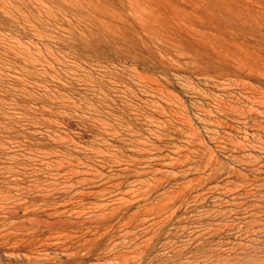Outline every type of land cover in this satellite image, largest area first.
Here are the masks:
<instances>
[{
    "label": "rangeland",
    "instance_id": "rangeland-1",
    "mask_svg": "<svg viewBox=\"0 0 264 264\" xmlns=\"http://www.w3.org/2000/svg\"><path fill=\"white\" fill-rule=\"evenodd\" d=\"M0 238L264 264V0H0Z\"/></svg>",
    "mask_w": 264,
    "mask_h": 264
},
{
    "label": "bare ground",
    "instance_id": "bare-ground-1",
    "mask_svg": "<svg viewBox=\"0 0 264 264\" xmlns=\"http://www.w3.org/2000/svg\"><path fill=\"white\" fill-rule=\"evenodd\" d=\"M245 81V80H244ZM248 81V80H247ZM246 82V81H245ZM248 87V86H247ZM256 90H258V89H256ZM233 95V94H232ZM209 97V96H208ZM230 127V126H229ZM235 141V140H234ZM238 143V142H237ZM223 164V163H222ZM235 171H237V169L235 170ZM239 172V171H238ZM17 206V205H16ZM21 206V205H20ZM18 208V207H17ZM9 209V208H8ZM116 211V210H115ZM117 213V212H116ZM6 216V215H5ZM27 217V216H26ZM30 217V216H29ZM57 221H59V220H57ZM123 223H124V220H123ZM122 223V224H123ZM99 229V228H98ZM117 229V228H116ZM100 230V229H99ZM58 233V232H57ZM102 233V232H101ZM58 235V234H57ZM7 236V235H6ZM4 237V236H3ZM8 238V237H7ZM1 239V238H0ZM3 239V238H2ZM31 240H32V238H31ZM95 241V240H94ZM95 243V242H94ZM111 243H113V242H111ZM12 247V246H11ZM29 250V249H28ZM97 250V249H96ZM125 250V249H124ZM128 251V250H127ZM1 252V251H0ZM10 252V251H9ZM93 253V252H92ZM6 255H8V252H7V254ZM45 257V256H44ZM46 258V257H45Z\"/></svg>",
    "mask_w": 264,
    "mask_h": 264
}]
</instances>
